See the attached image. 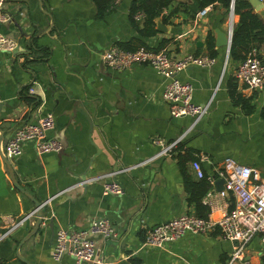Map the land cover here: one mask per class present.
I'll return each mask as SVG.
<instances>
[{"label":"crops","instance_id":"crops-1","mask_svg":"<svg viewBox=\"0 0 264 264\" xmlns=\"http://www.w3.org/2000/svg\"><path fill=\"white\" fill-rule=\"evenodd\" d=\"M97 1H3L10 18L0 22V31L18 46L0 50L5 102L0 110V230L7 213L16 221L28 218L0 242V264H72L70 256L53 258L56 232L87 227L94 218L110 219L119 237L95 236L103 262L83 264H226L236 243L218 226L207 233L189 231L162 247L147 244L146 236L152 227L185 213L202 216L207 210L206 216L220 218V209L211 212L208 205L190 201L203 184L193 160H201L212 184L207 193L220 191L214 181L229 157L264 177V89L251 90L238 80L240 62L216 43L218 31L230 30L231 11L223 20V9L210 6L194 19L174 15L164 21L165 9L156 18L157 33L142 37L145 14L137 18L139 10L131 18L133 0H111L102 16ZM232 19L235 25L239 16L234 13ZM209 35L215 42L212 54ZM142 42L154 48L163 42L161 48L173 57L207 53L217 58L212 66L192 65L178 73L193 84L195 102H210L207 115L195 124L191 116H173L163 99L166 79L151 65L116 70L103 62L102 53L112 45L137 48ZM240 98L250 104L245 107ZM50 112L55 126L48 136L63 149L40 154L29 141L21 156L6 163L1 149L15 131ZM157 138L179 140L172 155L159 154ZM13 172L15 182L44 205L38 232L22 244L37 216L34 202L15 186ZM112 179L124 187L123 194L103 192L104 182ZM228 202L233 207L234 199ZM246 255L253 264H263L264 245L257 235Z\"/></svg>","mask_w":264,"mask_h":264},{"label":"built area","instance_id":"built-area-1","mask_svg":"<svg viewBox=\"0 0 264 264\" xmlns=\"http://www.w3.org/2000/svg\"><path fill=\"white\" fill-rule=\"evenodd\" d=\"M3 1L0 0V22L9 20L10 15L3 10ZM264 3V0H260ZM210 6L203 8L199 15H205ZM140 11L136 17L144 16ZM230 14L229 29H234ZM18 46V41L0 31V50L12 51ZM103 62L110 68L125 70L136 63L151 65L166 79L163 99L170 103V112L175 117L191 116L194 124L210 111V102L197 103L193 99L194 86L190 82L182 81L178 73L192 65L202 67L212 66L216 57L207 53H186L181 57H173L165 48L141 45L136 49H125L119 45H112L102 53ZM236 77L251 90L264 89V61L257 49H252L247 57L242 60L236 70ZM0 98V104L2 103ZM55 117L47 113L34 122H27L19 127L14 136L8 141L1 151L8 157H19L23 154V145L32 141L38 153L60 152L63 145L56 138L48 136V131L54 128ZM179 140L165 142L162 138L155 139L161 146L160 155H172ZM200 159H207L201 155ZM193 166L200 177L204 176L201 160H194ZM218 177L225 178L224 189L215 192L210 190L203 202L210 207L211 212L220 209L221 216L214 220L207 216L185 213L149 229L146 243L150 246L162 247L167 242L182 237L187 232L207 233L220 227L222 236L231 241H236L234 249L226 264H253L247 259L246 248L248 242L258 236L264 245V177L259 170L250 165H241L232 158H226ZM124 187L116 180H108L103 184L105 194H123ZM216 193V195H215ZM218 195V199L216 196ZM229 198L234 199L230 207ZM28 215L19 221L12 213L3 215V229L0 230V242L12 233L20 224L24 223ZM95 236L116 239L119 233L108 218H94L87 227L80 229H58L52 256L61 260L64 256L73 258L72 264H83L86 261L102 263L97 257V244Z\"/></svg>","mask_w":264,"mask_h":264},{"label":"trees","instance_id":"trees-1","mask_svg":"<svg viewBox=\"0 0 264 264\" xmlns=\"http://www.w3.org/2000/svg\"><path fill=\"white\" fill-rule=\"evenodd\" d=\"M110 2L111 0L97 1L99 16L105 14L106 8L109 6ZM232 3L233 0H133L130 11L131 18H133L139 10L145 12L144 23L143 27L140 29V33L142 37H150L157 33L155 27L156 18L163 15L165 9H167L169 13L163 15L164 21H167L174 15H183L185 18L194 19L206 6H212L213 10L223 9V20H225L230 14ZM234 13L239 16V20L235 23L233 29L230 59L241 62L252 49H257L260 57L264 61V54L262 53L264 48V18L259 12L255 11L249 0H234ZM208 44L211 54L214 53L215 42L212 35H209ZM141 45H146V43L142 42L140 46ZM120 46L127 49H136L135 46H131L128 43H120ZM162 46L163 42L156 48L159 49ZM24 99L30 100L28 96L24 97ZM240 101L245 107L249 103L248 99L245 98H240ZM179 157L181 158V163H184L185 157L181 154H179ZM202 180V190L195 196L193 193V197H190V201H195L197 204L205 206L206 204L204 202V205L200 202L211 188L212 184L205 176H203ZM206 213L207 210L202 216H206Z\"/></svg>","mask_w":264,"mask_h":264},{"label":"water","instance_id":"water-1","mask_svg":"<svg viewBox=\"0 0 264 264\" xmlns=\"http://www.w3.org/2000/svg\"><path fill=\"white\" fill-rule=\"evenodd\" d=\"M252 4V6L254 7L255 11L259 12L262 17L264 18V3L260 0H249ZM231 13L234 14V0H233V3H232V6H231ZM218 31V30H217ZM232 35H233V31H232V28L228 31V33L226 34H223V33H220V31H218V38H217V45H226L227 48H228V51H230V47H231V43H232ZM5 102L2 101V103L0 104V110L2 109V107L4 106ZM81 111H84L82 109H80ZM3 156H4V160L6 163H8V156L3 153ZM13 179L15 178L14 176V172H13ZM225 178L224 177H220L218 178L217 180L214 181V184L216 185V187L221 190L225 187ZM14 184L17 188H19L21 191H23L24 193H26L30 199L34 202L35 204V208H34V211L33 213H35V215L37 216V221L33 227V229L31 230V232L29 233V235L27 237H25L22 241H21V244L29 239L32 235L36 234L38 232V229L39 227L41 226L42 224V220L44 219V211H43V207L44 205L36 200L30 193L27 189H25L24 187H21V185H19L17 182H15V179H14ZM237 242V240L235 241Z\"/></svg>","mask_w":264,"mask_h":264}]
</instances>
